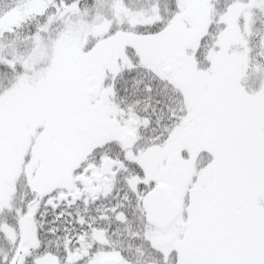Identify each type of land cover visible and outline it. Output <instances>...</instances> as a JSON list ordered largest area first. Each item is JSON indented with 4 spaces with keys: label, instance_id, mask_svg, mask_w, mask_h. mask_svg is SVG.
I'll list each match as a JSON object with an SVG mask.
<instances>
[{
    "label": "snow or ice",
    "instance_id": "1",
    "mask_svg": "<svg viewBox=\"0 0 264 264\" xmlns=\"http://www.w3.org/2000/svg\"><path fill=\"white\" fill-rule=\"evenodd\" d=\"M0 264H264V0H0Z\"/></svg>",
    "mask_w": 264,
    "mask_h": 264
}]
</instances>
